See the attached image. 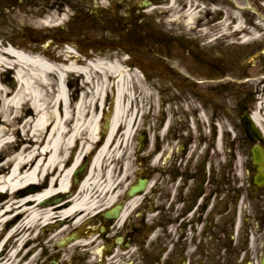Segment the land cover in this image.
I'll list each match as a JSON object with an SVG mask.
<instances>
[{
  "label": "bare ground",
  "instance_id": "bare-ground-1",
  "mask_svg": "<svg viewBox=\"0 0 264 264\" xmlns=\"http://www.w3.org/2000/svg\"><path fill=\"white\" fill-rule=\"evenodd\" d=\"M56 14H49L41 22L38 12L28 22L37 27L65 24L68 12ZM83 63L55 56L50 60L45 55L31 57L9 46L0 49V70L13 74L17 84L12 91L0 83L6 118L0 123V226L18 222L9 233L16 241L8 256L19 242L27 245L30 235L40 227L52 222L77 226L101 203L107 207L116 198V151L132 138L141 95L134 96L131 86L134 76H139L133 75L130 82L121 66L124 61H94L88 67ZM112 99L114 113L104 130L100 115L109 121L104 108ZM191 106L188 100L184 111L191 112ZM254 120L264 128L259 114ZM13 136L18 138L14 143ZM94 153L80 187L71 184L81 160ZM32 187L39 191L23 197V192ZM77 188L74 198L53 207L41 206L46 200L71 196ZM6 196L8 201L3 202ZM83 232L81 228L77 236Z\"/></svg>",
  "mask_w": 264,
  "mask_h": 264
},
{
  "label": "flooded vegetation",
  "instance_id": "flooded-vegetation-1",
  "mask_svg": "<svg viewBox=\"0 0 264 264\" xmlns=\"http://www.w3.org/2000/svg\"><path fill=\"white\" fill-rule=\"evenodd\" d=\"M149 147L150 190L128 220L97 222L107 233L97 240L104 253L95 264H261V220L258 231L235 232L231 170L211 169L189 146ZM56 258L41 262L59 264Z\"/></svg>",
  "mask_w": 264,
  "mask_h": 264
},
{
  "label": "rangeland",
  "instance_id": "rangeland-1",
  "mask_svg": "<svg viewBox=\"0 0 264 264\" xmlns=\"http://www.w3.org/2000/svg\"><path fill=\"white\" fill-rule=\"evenodd\" d=\"M244 6H247L244 0H231V21L237 20V21L243 22V24H245L244 19H246V18L252 19L253 18L252 15L247 14V13H245V14L240 13V11L237 9V7L241 8ZM251 6L252 7L257 6L258 9L262 8V6L259 3V0H251ZM167 9L172 10V11L173 10L176 11L177 7L173 6V8H167ZM28 11L30 12L33 10H26V13H29ZM162 12H165V10H162ZM24 14L25 13H22L21 16L18 15L17 17L23 18ZM44 14H47V13H44ZM262 15L264 16V12ZM159 18L161 20L164 19V17H162V16H160ZM175 19L176 18L168 19V21L169 20H175ZM166 24L168 25V26L165 25V27H167V28H165V30H167V31L171 28H175L176 30L179 31L177 34H179V33L182 34V32L187 29V33L185 32L184 36H186L188 38V37H190V35H193L191 33V27L190 26L186 27L185 23L181 24L180 27H178L176 25L171 26L169 23H166ZM231 25H232V22H231ZM5 26L7 27L8 30L11 28L15 29V33H17V32L27 33L28 32V31H24L25 29L21 30L23 28H21L22 25L19 23L17 24V23L8 22ZM231 32H232V30H231ZM257 33H259V31L258 32L253 31L251 34L252 35L251 38L254 39L255 37H257L258 36ZM261 35H262L261 41H259L258 43L254 44L248 48L240 47L241 42L238 40V38L237 39H231V51H230L231 52V73H229V76H230L229 79H231V86H230L231 87V95H234L236 97V100L232 103H233L234 108L236 110L237 109L239 110L240 108L243 109L244 104L248 102L250 104V107H249V109H245V111H247L248 114H251V113L255 112L257 109H259L260 103H261V100L263 99V94H264V81L263 82L261 81L262 78H264V54H262L264 52V35L263 34H261ZM0 38L2 39V37H0ZM245 39H247V38H245ZM233 46H237V47L234 48ZM219 51H221V50H219ZM228 52L229 51H227L226 53H228ZM241 52L246 54L244 60L241 57L242 54H238ZM98 56H100V57L101 56H111V53L106 52V53H102L101 55L99 54ZM239 58H241V59L239 60ZM237 82H239V83L237 84ZM3 87L5 89H8V85L3 84ZM138 88H139V90H138L139 94H142V97L140 98V105H139V110L141 111V116L139 118L140 129H139V132L136 133L135 136L136 137L141 136V138L142 137L145 138L144 146H147V141H148L147 139L148 138L145 135L146 133H147V135L150 134V138L152 137V138H154V140L160 134L159 127H158L157 122L155 120L156 117L154 116V112L156 115V112H158V111H157L156 107H155L154 111L152 109V105H157V98L153 97L152 95L147 94L145 92L143 93L142 87H138ZM225 88H229V86L225 87ZM202 89L206 90L208 88L204 87ZM224 90H226V89H224ZM185 94H187V93H185ZM0 98H3V97L0 95ZM0 101H1L0 117H2V115H3L2 114L3 101L2 100H0ZM218 112L219 111L217 109V113ZM237 112L236 113L233 112L231 114V116H232V119H231V135L235 139L237 137L238 133L240 134L238 142H236V143L233 142V138H231V146H233V152H234V158H231V184L233 185V188L235 187V189L237 191H239L237 193L238 198L241 197V195H243V197L246 198L245 192H246V187H247V183H246L247 168H249L250 164H252L251 147L248 145L246 140L243 138V133L240 130V128H238L239 130L237 132L233 131L232 125H234V124H236V126H237V124L239 125V119H238ZM258 112H260V111L258 110ZM157 116H158V114H157ZM0 120H1V118H0ZM145 124H146V126H144ZM103 127H105V123H103ZM141 131H146V133L140 134ZM133 142H135V146H136V143H137L136 138ZM191 142H192V140L189 143H191ZM132 151L133 150H131L130 155H128L127 158L124 160L126 165H129L131 168L130 169L131 172H129L130 176H133L135 174V172L137 171V168H138V163H139L133 157ZM143 156L144 157H142V159H144V161H147V152ZM117 164H118V161H116V165ZM118 169H120V168H118ZM255 174H256V172L254 170L251 171V180H253ZM254 196L257 197V202L254 203V206L262 208L263 207L264 190L257 192L256 194H254ZM2 201L3 202L8 201V197L3 199ZM66 227L68 228L70 226H66ZM1 230L2 229L0 228V233L2 232ZM59 233L60 232H58L56 235L52 236L51 238L50 237L44 238L43 241H41V243L37 244V246L39 248L42 246V248L45 251L46 246H49L51 243H54V242L59 240V238H60V237H58ZM31 248H33V246H31L30 249ZM41 253H42V251L39 250L36 255L39 256V255H41ZM45 253H46V251H45ZM30 264H32V263H30Z\"/></svg>",
  "mask_w": 264,
  "mask_h": 264
},
{
  "label": "water",
  "instance_id": "water-1",
  "mask_svg": "<svg viewBox=\"0 0 264 264\" xmlns=\"http://www.w3.org/2000/svg\"><path fill=\"white\" fill-rule=\"evenodd\" d=\"M245 127L247 130L251 131L252 134H256L255 130L253 129V123L249 120H247V123H245ZM254 157H255V165H258L260 167V172L263 174L264 173V157L261 154L260 149H256L254 151ZM260 183L258 185L262 184L264 181V176L261 175L260 177Z\"/></svg>",
  "mask_w": 264,
  "mask_h": 264
}]
</instances>
